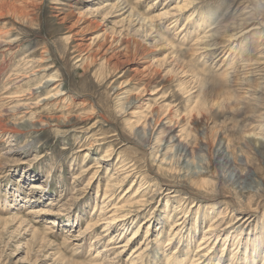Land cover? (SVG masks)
I'll list each match as a JSON object with an SVG mask.
<instances>
[{
	"label": "rangeland",
	"instance_id": "1",
	"mask_svg": "<svg viewBox=\"0 0 264 264\" xmlns=\"http://www.w3.org/2000/svg\"><path fill=\"white\" fill-rule=\"evenodd\" d=\"M263 27L264 0H0V264H190L211 225L205 264H263ZM110 185L147 206L87 232Z\"/></svg>",
	"mask_w": 264,
	"mask_h": 264
},
{
	"label": "bare ground",
	"instance_id": "2",
	"mask_svg": "<svg viewBox=\"0 0 264 264\" xmlns=\"http://www.w3.org/2000/svg\"><path fill=\"white\" fill-rule=\"evenodd\" d=\"M108 1H110V0H105V2H108ZM141 1V0H140ZM192 1V0H191ZM154 2V1H153ZM189 3V2H188ZM121 9H120V12H121V15H125V14H129V10H126L127 9V7H120ZM179 8V7H178ZM230 8L231 7H229L228 9H227V12H226V14H228L229 13V10H230ZM172 11V13H170V15L168 16V14H166L168 17L167 18H174V21H173V23L174 24H176L175 22H177L178 20H179V14H180V11H181V9H175L174 10V12H173V10H171ZM165 13H167V12H165ZM168 13H169V11H168ZM164 14V13H163ZM133 16V15H132ZM158 16V15H157ZM161 16V15H160ZM127 17V16H126ZM128 17H129V15H128ZM164 17V16H163ZM182 17V16H181ZM130 18V17H129ZM135 18V17H134ZM160 18V17H159ZM161 18H162V16H161ZM237 19V18H236ZM135 20H137V19H135ZM172 20V19H171ZM129 21H131V19L129 20ZM139 21V20H138ZM144 21V20H143ZM154 21V20H153ZM169 21V20H168ZM135 22V21H134ZM152 22V21H151ZM221 22V21H220ZM224 22V21H223ZM222 22V23H223ZM241 22H244L243 24L245 25V23H246V20H243V21H241ZM235 23V22H234ZM137 24H138V22H137ZM235 24H237V22L235 23ZM242 24V23H241ZM241 24H238V25H240V27L243 25H241ZM147 25V24H146ZM171 25V24H170ZM222 25H224V24H222ZM137 26V25H136ZM236 26V25H235ZM144 27V26H143ZM224 27H227L228 28V26H224ZM234 27V26H233ZM232 27V28H233ZM261 27V26H260ZM142 28V27H141ZM230 28V27H229ZM228 28V29H229ZM235 29H236V27H234ZM239 28V27H238ZM237 28V29H238ZM253 28V27H252ZM264 28V27H263ZM225 29V28H224ZM227 29V30H228ZM183 30H185L184 28H182V31ZM230 30H231V28H230ZM252 30H255V29H251V30H248V31H252ZM260 30V29H259ZM247 31V32H248ZM246 32V34H248ZM260 32V31H259ZM239 34V33H238ZM242 34H245V33H243L242 31L240 32V36L238 37V38H240L241 37V35ZM250 34V33H249ZM220 36V35H219ZM236 36H238L237 34H236ZM229 37V36H228ZM225 38V37H224ZM233 38V37H232ZM237 38V37H236ZM242 38V37H241ZM235 39V38H234ZM225 41V40H224ZM227 42L225 41V42H219V43H216L215 45H214V47H213V49H211V50H220V49H222V48H224L225 49V44H226ZM229 43V42H228ZM1 45V44H0ZM212 48V47H211ZM210 50V51H211ZM208 51V50H207ZM223 52L225 51V50H222ZM263 58V57H262ZM249 74V73H248ZM49 82H52V81H49ZM53 82H55V81H53ZM48 84V83H47ZM60 93V92H59ZM62 94H57V96H51L52 98H57V97H59V96H61ZM50 97V98H51ZM51 100H53V99H51ZM27 107V106H26ZM29 107V106H28ZM24 108V107H23ZM26 109V108H25ZM0 126H2L1 124H0ZM68 126H70V123H67V122H63V121H61V120H59L58 118H56V119H54V118H49V119H47L46 121H39V122H37V123H33V125L31 124V128H32V130H33V134H37L39 131H41V130H43V129H45V128H52V127H54V128H57V130H59L58 131V133H62L63 131L61 130L62 128H67ZM23 127V126H22ZM25 127V126H24ZM69 128V127H68ZM15 132H14V130H12L11 128H6V127H0V135H4V134H14ZM34 139V138H33ZM11 143V142H10ZM13 147H10V151L9 152H11V151H13ZM8 152V153H9ZM79 152V151H78ZM86 155H88V154H86ZM101 162V161H100ZM128 164H126V165H124L123 164V166L122 167H120L119 166V169H122V171H124V170H126V169H130V168H132L133 166H131V164H130V166L131 167H128L127 166ZM98 167V166H97ZM118 167V166H117ZM127 167V168H126ZM126 168V169H125ZM91 169V168H90ZM118 169V168H117ZM132 170V169H131ZM134 170H136V169H134ZM133 170V171H134ZM130 171V170H129ZM90 171L88 170V169H83V171H82V173H81V175L82 174H86V173H89ZM125 172V171H124ZM126 172H127V170H126ZM135 172V171H134ZM131 173H132V171H131ZM136 173V172H135ZM118 174V173H117ZM133 174V173H132ZM122 175V174H121ZM94 177L91 179V181H89V183L87 184V186H92V182H93V180H94V178H95V176H96V172L94 173V175H93ZM237 176V175H236ZM127 175H125V177H124V180H126L127 179ZM141 178V177H140ZM237 178V177H236ZM75 179L76 180H78L79 179V177H75ZM238 179H240L239 177H238ZM241 180V179H240ZM236 181V180H235ZM244 181V180H243ZM237 183H238V181H237ZM244 183V182H243ZM238 185H240V183L238 184ZM112 187L113 188H115V186L113 185V186H109V188H106L105 190H104V198H103V201H102V204H104L103 205V207L101 208V212H100V215L97 217V220L96 219H93L92 221H91V223L89 224V226L87 227V229H86V231L88 232H91L92 230H94L93 228H95V226H97V224L99 223V221L100 220H105L102 224H105V227H104V231H102V232H108L109 230H110V227L111 226H115V227H119V226H121V228H123V230H125L127 227H130L131 225H132V223L130 222L131 220H132V216H135L134 214V212H138V211H134L133 209L135 208V209H139L140 207H144V206H147L146 204H147V201L148 200H146V198H145V194H144V196L140 193V191H138L137 193H135L134 195H133V197L131 198L132 200H129V201H131V203L129 202V201H127L126 203H130L129 205L128 204H126L125 205V202L124 201H117V202H114V201H116L115 200V192H116V189L117 188H115V189H112ZM246 187V186H245ZM245 187H243V188H245ZM92 188V187H91ZM97 188H99V184H98V187ZM100 191V189H98V192ZM242 191H243V189H242ZM127 193H128V191H127ZM126 194V193H125ZM98 195H99V193H98ZM125 198V197H124ZM111 208V209H110ZM141 209V208H140ZM48 212V211H47ZM108 214H110L109 215V217H106V216H108ZM198 220H199V218H197V221H196V226H197V223H198ZM218 220V219H217ZM222 220V219H221ZM149 222V221H148ZM218 222V221H217ZM131 223V224H130ZM145 225H146V223H144ZM142 225V224H141ZM141 225H139V228L137 229V230H135V231H133L132 232V236L131 237H128L127 238V241H126V243L124 244V245H120V246H114V250L115 249H121V251L119 252V254L120 253H124L125 251H126V249L127 248H129V247H131L132 246V244H134V243H136V241L138 240V237H139V232H140V230H141ZM181 226H183V223H180L179 221H177V222H175V223H173L172 224V227H171V232H170V237L171 238H169L168 240H167V244L165 245V249L168 247V246H170V245H172L173 243H172V241L174 240V239H176V238H178L179 239V244H182V242L184 241V238H185V236H183L182 235V233H183V229L185 228V227H181ZM149 227V226H148ZM128 229L129 228H127L126 230L128 231ZM177 229H178V231H177ZM91 230V231H90ZM174 231H175V233H174ZM221 231H223L222 230V226H219V225H217V226H215V225H211L210 227H209V229H208V231H207V233L204 235V237H203V239L199 242V245H198V250L196 251V256H195V260H193V261H191V263L190 264H205L207 261L209 262L210 260H211V253H212V247H207L208 246V244H209V242H210V240L212 239V237H215L216 236V238H219V232H221ZM35 232V231H34ZM195 232H196V230H195ZM189 234L190 233H188L187 235H186V242H188L187 244H189L190 245V242H191V244H192V240L194 239L193 238V236L190 238L189 237ZM218 234V235H217ZM120 235V234H119ZM112 239L113 238H110V242L108 243V244H112L111 242H112ZM115 239V238H114ZM190 241V242H189ZM210 245V244H209ZM182 246H183V244H182ZM112 249V250H113ZM171 249V248H170ZM169 249V250H170ZM236 249H238V247H236ZM111 250V251H112ZM167 250V249H166ZM166 250H164V252H167ZM185 250V249H184ZM104 251V250H103ZM144 250H143V245L141 246V244H139L138 246H136V247H134L132 250H131V253H132V256H131V259H130V263L131 264H135V261H137V260H142L143 258H144V252H143ZM176 251V250H175ZM183 251V250H182ZM205 251V252H204ZM204 252V253H203ZM178 253H180V251L178 252ZM175 255H177V253L175 252L173 255H171V256H169V254H168V257H167V263L168 264H175V263H177V264H184L183 263V259H180V261L178 262L176 259L177 258H175L176 256ZM235 255H233L232 256V259H231V263L230 264H235V260H234V257ZM180 257V256H179ZM255 257V256H254ZM117 258V257H116ZM183 258V257H182ZM247 258H248V249L246 250V260H247ZM204 259V260H203ZM245 260V261H246ZM263 260H264V258H263ZM142 261H144V260H142ZM213 264H221V260H218V261H216V262H214ZM237 264V263H236ZM264 264V263H263Z\"/></svg>",
	"mask_w": 264,
	"mask_h": 264
}]
</instances>
